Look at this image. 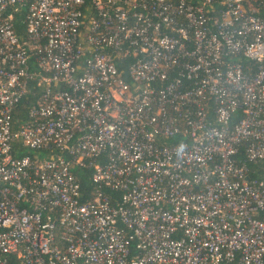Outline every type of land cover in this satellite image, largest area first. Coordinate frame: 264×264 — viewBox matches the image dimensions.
Listing matches in <instances>:
<instances>
[{
	"label": "built area",
	"instance_id": "1",
	"mask_svg": "<svg viewBox=\"0 0 264 264\" xmlns=\"http://www.w3.org/2000/svg\"><path fill=\"white\" fill-rule=\"evenodd\" d=\"M0 264H264V0H0Z\"/></svg>",
	"mask_w": 264,
	"mask_h": 264
},
{
	"label": "trees",
	"instance_id": "2",
	"mask_svg": "<svg viewBox=\"0 0 264 264\" xmlns=\"http://www.w3.org/2000/svg\"><path fill=\"white\" fill-rule=\"evenodd\" d=\"M74 175L76 176L80 191L88 192L89 191V175L90 171L85 169H76L73 171Z\"/></svg>",
	"mask_w": 264,
	"mask_h": 264
}]
</instances>
